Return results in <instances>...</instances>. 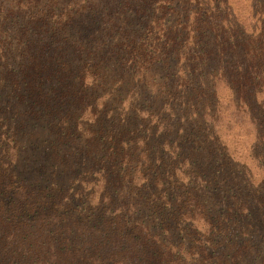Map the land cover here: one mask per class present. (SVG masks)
<instances>
[{
	"label": "trees",
	"instance_id": "16d2710c",
	"mask_svg": "<svg viewBox=\"0 0 264 264\" xmlns=\"http://www.w3.org/2000/svg\"><path fill=\"white\" fill-rule=\"evenodd\" d=\"M45 7L60 18L53 26L66 41L60 53L74 55L64 60L67 73L77 62L119 93L135 83L124 65L151 56L139 75L144 88L177 100L190 116L175 127L153 120L156 135L149 121L146 133L131 121L86 130L79 144L68 115H45L55 106L42 109L43 82L28 73L41 70L20 44L40 19L22 20L21 38L10 36L16 16L44 13L27 0H0V264H264V172L256 180L252 165L235 161L218 117L225 100L264 142V0H250L243 18L234 0H47ZM187 59L189 68L179 67ZM159 65L171 78L182 71L181 87L158 78ZM33 108L56 122L54 140L37 139L45 128ZM167 108V120L178 122Z\"/></svg>",
	"mask_w": 264,
	"mask_h": 264
},
{
	"label": "rangeland",
	"instance_id": "374dc122",
	"mask_svg": "<svg viewBox=\"0 0 264 264\" xmlns=\"http://www.w3.org/2000/svg\"><path fill=\"white\" fill-rule=\"evenodd\" d=\"M30 2V7L36 9L34 6H38L41 13L38 16H32L33 13L28 12L26 15L23 13V16H16L13 20L17 24L11 27L10 36L14 38V41L21 38L20 32V22L25 21H40L32 22L29 28H32V32L28 33L27 36L24 34V39L20 44V47L26 46L28 44L29 51L28 54L32 56L31 65L36 69L41 71H35L32 69L28 70V73H31V78L36 79L37 82H43V89L45 92H38L39 100L41 102L42 109L48 108L49 105L55 106L49 114L52 112L53 117L55 116L53 111L58 110L60 116H66L71 122L72 125H76L75 136L78 139V143L84 144L86 142V136L84 132L89 131H99L104 129V132L108 130H120L124 127V124L128 121L130 126L134 129L141 128L144 129L145 123L149 121V128H152L153 135H156V132L159 131V127L156 128L153 124V120L159 119L160 122H165L167 125L172 127L179 126L178 124H183L186 119L189 120V112L182 110L177 102V100H172L169 96H162L156 91H153L149 88H144L143 82L139 79V75L142 74L147 67L150 66L151 56H147L138 62L129 61L126 66L124 65V71L126 72V77H129L132 81L135 80L133 86L124 87L122 91L117 93L115 90H111L112 86L109 83H98L96 77L93 74H86L81 67H79L77 62L72 65V74L67 73L66 67L64 66V60L69 57L73 58V54L70 56L65 55V45L66 41H62L58 36L54 37L53 28L54 23L60 20L57 15H50L46 13L47 0H27ZM238 8V14L243 18V14H248L250 12L248 5L250 0H234ZM58 13V12H55ZM30 17V18H29ZM38 17V18H37ZM44 17V18H43ZM242 22H245L241 19ZM145 43V42H143ZM146 48L149 52L153 50V42L147 41L145 43ZM60 48L62 49L60 53ZM74 53V52H72ZM171 56V55H168ZM172 57L167 59V62L171 63L176 67V61ZM21 59V57H17ZM129 60V59H128ZM117 63V61L115 62ZM190 59L187 61L181 62L180 66L185 67L186 69L190 66ZM159 71L156 73L158 78H163L169 82L176 84V87L180 86L182 83V71L177 72L175 78H171L169 74L170 71L166 70V67L161 68L159 65ZM155 74V69L152 70ZM169 72V74H168ZM119 81L121 80L118 79ZM98 83V84H97ZM181 87V86H180ZM132 89H135V95H132ZM115 91V92H114ZM221 93H226L221 90ZM5 95L11 94L4 93ZM7 99L4 100V103ZM2 103V102H0ZM56 104V105H55ZM139 105L151 106V111L153 115L149 112L138 109ZM172 108L176 115H181L179 121L176 120L168 121L164 111L168 112V108ZM39 115V125L40 128H45L40 130L39 136L37 139L54 140L57 136L55 131V121H52L51 118L45 117L41 114V111L38 112L37 109H32ZM50 110V108H48ZM171 113V112H170ZM150 117V118H149ZM219 129L220 135L223 138L224 144L227 145L229 151L234 154L232 157L240 165H252L253 171L256 180H259L263 176L264 172V142L260 140L257 136V133L253 130V126L250 124L247 117L240 113H234L233 109L228 106L227 102L223 100L219 106ZM147 121V122H145ZM28 126L33 125V117L28 121ZM155 123V122H154ZM128 124V123H127ZM129 125V124H128ZM129 126V128H130ZM169 127V126H168ZM61 135L63 131L61 126L59 127ZM211 128V127H209ZM146 133V130H143ZM149 133V132H147ZM262 164H260V163ZM259 164V168L256 165ZM262 168V169H261Z\"/></svg>",
	"mask_w": 264,
	"mask_h": 264
}]
</instances>
